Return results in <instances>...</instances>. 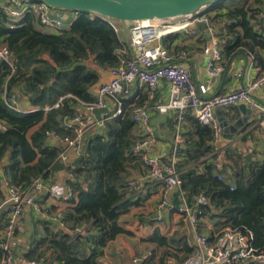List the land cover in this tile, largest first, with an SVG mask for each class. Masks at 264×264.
<instances>
[{"label":"trees","instance_id":"16d2710c","mask_svg":"<svg viewBox=\"0 0 264 264\" xmlns=\"http://www.w3.org/2000/svg\"><path fill=\"white\" fill-rule=\"evenodd\" d=\"M224 1L214 2L213 9L224 12L213 21L229 18L232 24L227 26L228 35L240 28L243 36L230 40L222 54L230 55L238 46L264 50V38L255 29L262 27L258 11L248 8L245 0H229L230 6ZM12 25L15 27L11 28ZM0 45L10 48L16 67L12 73L7 63L0 65V120L8 124V129L0 133V167H4L10 186L29 193L36 180L46 182L63 168L59 161L62 148L59 143L47 141V132L73 137L65 119L76 115L79 101L96 100L90 90L100 81V73L80 62L93 59L103 71L119 67L123 57L120 50L128 47V43L122 40L113 21L92 13L80 12L69 29L51 33L31 13L12 23L0 9ZM258 58L264 64V57ZM6 88L8 95L18 92L39 110L21 113L9 108L4 99ZM61 98H64L61 105L55 108ZM132 113L131 108L124 107L122 115L108 116L105 132L85 141L84 153L73 164L74 179L70 181L77 196L71 201L72 206L61 212L70 232L63 229L56 232L49 226L51 222H44L45 234L33 240L25 255L27 261L52 258L54 264H100V249L125 233L118 219L129 207L122 202L130 170L144 165L150 171L143 156L133 153L142 134L132 120ZM41 123L29 137V131ZM193 124L192 136H186V148L179 150L185 155V161L178 165L179 171L190 163H198L214 148L212 130L196 118ZM225 158L222 163L205 164L200 174L194 169L183 171L182 187L196 196L206 194L209 201L202 209L221 220L220 230L246 227L254 233L256 246L264 248V160L248 162L232 149L226 151ZM81 227H89L95 238L90 240L76 234L75 230ZM151 239L160 245L168 243L158 232ZM1 244L2 238L0 264L5 256Z\"/></svg>","mask_w":264,"mask_h":264},{"label":"built area","instance_id":"2783aa9c","mask_svg":"<svg viewBox=\"0 0 264 264\" xmlns=\"http://www.w3.org/2000/svg\"><path fill=\"white\" fill-rule=\"evenodd\" d=\"M0 9L12 23L21 21L26 14L31 13L39 19L43 27L54 32L64 31L70 27L66 24L64 11L45 2L0 0ZM72 13L74 17L79 14L78 12ZM178 20L179 18L154 19L132 23L129 28L131 55L124 59L119 67L106 70L103 75H100V79L111 78V81H104L98 89L99 95L95 101H79L80 110L77 116L67 124V128L73 131L74 136L61 137L54 131L47 132V138L59 142L64 150L59 156V161L69 164V177L73 178L74 165L71 163L67 151L71 149L79 155L82 154L86 131L96 122L94 111L109 108L108 101H110L114 106H117L113 117L122 115L125 107L123 97L130 94L129 87L136 82L147 89L149 98L153 100L159 91L161 82L166 81L170 87V98L167 103L158 105L157 110L162 114L174 113L178 128L185 122L186 117L192 115L201 125L212 130L214 143L220 140L224 131L222 122L217 116V110L245 105L250 109H260L264 114V107L254 99L255 90L264 89V75L256 82L238 90L232 89L224 94L208 97L209 88L205 85H196L189 68L184 63L189 58L190 51L187 49L175 51L163 44L165 38L178 31L185 32L192 37H199L201 31L197 27V23H204L212 38L209 43L203 46V53L210 57L209 76L212 79H218L224 72V62L221 50L222 40L217 34V28L222 25L227 30V26L232 24V20L222 18L213 21V18L203 14H196L184 21ZM14 27L15 25L11 26V28ZM2 63H7L11 67L12 73L15 72V58L7 45H0V65ZM4 99L9 108L22 112L17 106L15 97L8 96L7 88ZM63 99L59 100L55 108L61 105ZM36 111L38 109H32L29 113ZM150 117V112L145 106L135 109L132 113V120L140 126L142 134V139L133 147V153L143 156L144 162L150 167V176L164 185L162 205H168L169 194L174 190L182 189V180L175 169V155L170 162H165L168 159V153L165 151L155 156L151 155L153 149L159 145V141L151 126ZM7 129L8 124L0 120V133ZM177 147L178 145H175V151H177ZM138 186V181L129 183V187L133 189H137ZM44 190L45 181L40 179L34 182L29 193H24L20 188L8 185L9 198L1 207L7 208V225L1 244L5 252L2 264H13L14 262V252L8 241L15 238L18 228L23 223L27 208H32L42 220L58 224L70 232L65 227L61 211L57 210L51 213L37 202L36 197L41 195ZM181 193L185 194L183 191ZM48 194V198L52 202L68 206H72L71 201L77 196L74 188H70L64 196L54 192ZM196 199L197 210L184 206L177 208L178 212L184 214L192 224H197L199 219L204 216L202 206L208 204L209 201L204 192L197 195ZM158 220L162 221V217L159 216ZM75 233L87 236L90 234L89 227L78 228ZM140 260L136 259L135 262ZM53 262L52 258H46L39 262L26 261L25 264H54ZM167 264L174 263L172 260H168ZM178 264H264V248L256 246L255 235L250 229L226 227L213 238L204 234L197 235L191 254Z\"/></svg>","mask_w":264,"mask_h":264},{"label":"crops","instance_id":"0c3cea01","mask_svg":"<svg viewBox=\"0 0 264 264\" xmlns=\"http://www.w3.org/2000/svg\"><path fill=\"white\" fill-rule=\"evenodd\" d=\"M245 1L248 8L258 11V18L262 27L256 26L255 29L256 31L258 30V33L264 38V0ZM224 4L230 6V1H224ZM223 12L224 11H217L210 8V10L204 12L203 15L214 18L217 15H221ZM63 14L64 18L65 15H68V19L65 18L66 24L68 25H70L73 19L76 18L73 13L64 12ZM250 15L251 12H249L248 17ZM193 16H196V14ZM189 18H191V16L182 17L179 18V20L184 21ZM113 22L115 28L120 33L122 40L128 43V47H124L120 50V53L123 56V61L131 55V37L129 29L127 31L122 24L115 21ZM42 28L45 31L56 33L43 26ZM128 28H130V26H128ZM200 31L201 34L199 37H192L185 32L178 31L165 38L163 44L165 46H170L171 49L178 48L190 51L191 54L184 63L189 68L196 85H205L209 88L208 97L221 95L232 89L238 90L243 86L256 82L264 75L263 61L261 62L260 58H258V56L262 58L264 57V50L258 47L251 50L248 47L238 46L230 55L224 54L223 52L224 72L218 79H212L208 73L210 57L203 53V46L210 42L212 35L207 29H200ZM217 34L222 40V51L227 43L235 36H243V32L240 28L236 29L235 33L228 35L227 30H225L222 25L218 26ZM80 64L88 68H94L99 73L103 71L95 66L93 59L82 61ZM103 74L100 73V75ZM129 88L130 94L123 97L125 100V108H131L134 111L139 107L145 106L150 112V123L159 141V145L153 149L151 155L155 156L158 153L165 151L168 153V162H170L171 158L175 155V169L180 178L185 170L194 169L200 174L203 171L205 164L213 163L215 161L219 163L226 161V151L230 149L242 155L245 159L247 155H250L252 158L250 161L264 160L263 112L260 109H251L252 112L249 114L242 112L238 108L229 107L224 109L220 114H217L220 121L228 122V130L225 129L226 127L224 128L220 140L213 144L214 148L212 149V152L202 157L198 163H190L186 165L183 170L179 171L178 165L185 161V155H181L179 150L180 148H186V136H192V133L194 132L193 120L195 117L192 115L186 117L185 122L178 128L177 123L175 122L176 115L174 113L162 114L157 110L158 105L167 103L170 98V87L166 81L161 82L159 91L153 100L149 98L147 89L139 83L136 82ZM13 96L16 99L18 108L23 113H29L32 109H38L32 107L29 104L28 99L24 98L18 92ZM94 96L97 99L98 95ZM254 99L264 107V89H256ZM108 105L110 113L102 115V123H100L94 115L96 122L93 127L86 131L83 144H85V141L88 138L105 132L104 122L106 118L108 116L113 117L117 110V106H114L110 101H108ZM79 110L80 107L78 106L76 115L71 119H65L66 125L77 116ZM239 119H244V125L239 129V132L234 133L231 127L234 126ZM41 126L42 123L32 128L29 131V137ZM138 128L140 130L139 125ZM47 141H50L52 144L59 143L54 139L49 140L47 138ZM175 145H178L177 151H175ZM63 151L62 148L61 152ZM83 153L84 145L82 149V154ZM67 155L72 164H74L81 156L71 149L67 151ZM5 162L6 160L4 163ZM62 165L63 168L55 171L45 182L44 192L36 197L37 202L44 209L54 211L59 210L62 212L67 207H70L66 204L54 203L48 198L49 192L64 196L68 193L70 188H73L70 181L74 178H71L68 175L69 164L62 163ZM149 173L150 171L144 165L130 170V176L127 179L126 196L122 202L127 203L129 207L125 209V212L122 213L118 219V225L125 231V233L117 236L105 247L100 249V264H167L168 260H172L174 264H178L193 250L197 235L204 234L213 238L220 231L219 223L221 220L213 218L207 213H204V216L199 219L197 224H192L187 220L184 214L178 212L177 208L180 206L197 210L196 195L191 194L183 187L182 189H177L171 192L167 200L168 205H162L165 190L164 185L154 180ZM133 181L139 182L137 189L129 187V183ZM8 185L4 167L1 166L0 192L2 197H0V239L3 238V232L7 225V208L1 207L9 198ZM181 191L185 194L182 195ZM159 216L162 217V221L158 220ZM44 222L46 221L42 220L32 208L26 209L23 223L18 228L15 238L8 241L14 252L13 264L26 263L27 260L25 255L32 247L33 240L41 239L45 234ZM49 226L56 232L59 231V229H63L60 225L52 222L49 223ZM157 232L166 239L168 242L166 245H160L159 243L152 241L151 238ZM136 259L141 260L135 262Z\"/></svg>","mask_w":264,"mask_h":264},{"label":"water","instance_id":"95a60500","mask_svg":"<svg viewBox=\"0 0 264 264\" xmlns=\"http://www.w3.org/2000/svg\"><path fill=\"white\" fill-rule=\"evenodd\" d=\"M38 2H45L56 9L64 12H85L100 16L109 21H115L122 24L128 31L129 24L144 20L154 19H175L195 14H203L213 8L214 2L217 0H35ZM68 19V15H65ZM197 27L205 30L204 23H197ZM130 34V32H129ZM98 69V68H97ZM104 71L100 72L103 74ZM104 81H111V78L100 80L90 92L94 95H99L98 89L102 86ZM231 108H238L244 113L252 112L245 105L232 106ZM223 110H217L220 114ZM109 108L96 109L94 115L97 120L102 123V115L109 114ZM222 122V120H221ZM244 125V119H239L234 126L231 127L234 133L239 132V129ZM222 126L228 130V122L223 121ZM230 129V128H229ZM247 161L252 158L250 155L246 156ZM90 240L95 238V234L87 235Z\"/></svg>","mask_w":264,"mask_h":264},{"label":"rangeland","instance_id":"374dc122","mask_svg":"<svg viewBox=\"0 0 264 264\" xmlns=\"http://www.w3.org/2000/svg\"><path fill=\"white\" fill-rule=\"evenodd\" d=\"M227 1V0H226ZM68 13H72V11H68ZM129 26H131V24H129Z\"/></svg>","mask_w":264,"mask_h":264}]
</instances>
